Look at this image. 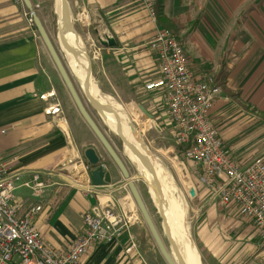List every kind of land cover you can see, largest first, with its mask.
Segmentation results:
<instances>
[{
    "label": "crops",
    "instance_id": "crops-1",
    "mask_svg": "<svg viewBox=\"0 0 264 264\" xmlns=\"http://www.w3.org/2000/svg\"><path fill=\"white\" fill-rule=\"evenodd\" d=\"M157 1L155 14L159 16L154 19L173 23L169 35L178 44L188 72L211 77L222 73L207 122L220 149L237 167L244 166L264 152V145L243 156L238 144H231L230 135L221 129L229 120H239L241 126L250 124L251 138L262 136L264 0ZM63 3L77 35L94 47L93 54L88 52L102 71L104 94L127 106L137 105L151 121L163 120L159 93L143 91L157 79L155 63L145 46L155 32H164L161 27L145 19L135 0ZM21 14L12 0H0V162L12 161L8 168L20 178L19 184L28 175H40L68 162L77 167L76 159L82 164L80 155L85 150L96 154L95 143L78 119L68 125L61 117L43 114L44 99L52 95L53 79L48 74L52 68L39 42L23 27ZM97 37L109 40L112 46H95ZM109 168L104 169L109 184L103 188L91 189L83 182L58 185L53 175L37 199L21 189L12 193L19 213L38 208L31 227L44 249L63 252L80 235V217L89 211L109 207L115 215L118 209L131 212L124 183ZM198 196L199 201L204 195L200 192ZM198 206V215L190 224L198 264H264V240L246 220L237 217L231 207L218 209L207 200L195 204ZM127 233L133 241L137 239L133 251H127L126 236L121 234L111 244L90 247L78 264H141L138 252L143 261L148 255L152 264H162L141 225L128 228Z\"/></svg>",
    "mask_w": 264,
    "mask_h": 264
},
{
    "label": "built area",
    "instance_id": "built-area-1",
    "mask_svg": "<svg viewBox=\"0 0 264 264\" xmlns=\"http://www.w3.org/2000/svg\"><path fill=\"white\" fill-rule=\"evenodd\" d=\"M135 1L152 24V0ZM104 40L97 37L94 45L103 44ZM88 44L87 48L93 51L92 44ZM145 48L155 63L157 79L143 87V91L160 95L164 116L160 127L165 129L170 147L178 154L173 157L187 165L195 188L208 202L218 209L231 207L264 240V152L237 167L220 149L207 122V113L218 98L211 78L189 73L178 44L165 32H155ZM44 114L55 116V107ZM11 163L0 162V264H78L90 247L116 240L130 222L127 213L120 210L118 216L106 208L91 211L82 216L80 235L63 252L48 251L31 227L38 208L30 207L17 215L19 208L12 193L21 189L37 199L53 175H28L19 184L20 178L8 168ZM56 175L53 179L61 182Z\"/></svg>",
    "mask_w": 264,
    "mask_h": 264
},
{
    "label": "rangeland",
    "instance_id": "rangeland-1",
    "mask_svg": "<svg viewBox=\"0 0 264 264\" xmlns=\"http://www.w3.org/2000/svg\"><path fill=\"white\" fill-rule=\"evenodd\" d=\"M13 3L17 4L18 8L22 11V14L20 15V19L22 22L23 27L25 28L26 31H28L33 39H35V42H38L34 33L32 32L31 29V23H30V18H27V15L24 13L23 9L21 8L19 1L18 0H12ZM26 2L28 3L32 18H34L43 35L45 36L54 56L56 57V60L61 67L60 61H59V54L57 53V49L55 46V34H56V29H55V20H54V16L52 14L51 11V0H26ZM65 14L66 17L68 18L69 21V27H70V31L71 33L78 38V40L80 41L82 47H83V51L85 54V58L87 60V64H88V73H89V78L91 80V83L93 84L94 89L96 90V92L98 94H100L103 97L108 98L115 106H117L122 113L124 114V121H123V125L125 126V128H129L132 132V134H134L136 136V141L138 142L139 146L144 149L149 155L154 156L157 158V156L154 155L155 152H157L159 149L167 147L170 151V155L171 157L174 156L175 151L172 147H170L169 145V137L165 131V129L160 127V122L161 119L158 120H154L151 121V123H154L158 130H160V132L162 133L160 136L155 137L148 129L147 125L148 123H146V128L142 131V133L140 135L137 134V131L141 128L135 126V124L131 123L130 117H129V113L126 109L127 107H131L132 108V112L138 117L136 118V120L138 121L139 126L144 122L141 119V116L138 115L134 109V107H137V105H126L125 103H123L121 101V99H118L117 97H113L112 95L109 94H104L106 88L103 87L102 85V71L100 69V66H98V63L96 62V59L94 57H91L90 53L88 51H90L88 48L86 49L87 46H89V42H86L84 40V38H80V36L77 35L74 26L70 23V15H68L67 10L65 9ZM27 21L29 22V24H27ZM72 25V26H71ZM86 45V47H85ZM93 46V45H92ZM51 73L49 71V76L52 77V85H51V89H52V95L49 96V98H47L46 100L44 99V103H43V114L48 112V108L53 109V107H55L56 109V114H55V118H59L61 117L64 122H66V124L71 125V123L76 122L77 117L64 93V91L62 90L53 70L51 69ZM206 76H209L211 79V85L212 84V77L211 75H207V74H203ZM70 84V83H69ZM70 87L72 89V91L74 92L81 108L82 111L84 112V114L86 115V117L90 120V122L92 123V125L95 127V129L97 130V132L102 136V138L104 139V141L106 142V144L108 145V147L110 148V150L112 151L113 155L115 156V158L117 159V161L119 162V164L122 166L126 176L131 179V178H136L135 174L133 173V170L131 169V167L125 162L123 156H122V148L120 147L118 141L116 139L111 138L105 131L104 129L98 124L96 118L94 117V113L91 111V109L86 105V103L84 101H82L76 94V91L74 89V87L70 84ZM162 112L163 109L162 107L159 105L158 107ZM46 117H50L49 115H47ZM250 126V124H249ZM249 126H241L240 125V121L239 120H229L225 125H223L221 132H223L224 134H227L228 136L230 135V142L231 144H238L237 148L239 149V152L242 153L243 156H247L253 152H255L256 150L260 149L261 146L264 145V128L259 129L260 132H262V136L258 137L257 139H253L251 138V135H254V132L250 134V132L253 130L252 127ZM262 138V139H260ZM88 141L91 143V141L88 139ZM91 146H93V144H91ZM172 148V149H171ZM95 156L96 158L98 157V159L101 160L102 166L104 167V169L107 171V169L109 170L110 164H108L106 158L101 154V152L99 151V148L96 146L95 147ZM173 161L176 163V165L179 168V172H180V176L181 179L184 180L186 182L185 187L183 188V184H180L175 175L172 173L169 164L163 162V160H160L159 163L161 165V167L164 169L166 175L168 176L167 179V183L169 186V190L171 192V195L176 203V206L178 208V210L181 213V217H182V228L184 231V235L188 244V247L190 248V250L193 253V256L196 260V264H198L197 262V257L194 253V248L192 245V239H193V235H192V231H191V221L192 218L198 215L197 209L198 207H195V204H203L204 202H206L204 196L201 198V200H197L198 199V193H200L199 190H197L194 186V178L189 174L188 169H187V165L183 164L181 161H179L177 158H172ZM79 163V165H74L75 162H68V164H64L62 166H58L54 169H49V170H45L46 173H50L52 175H56L58 178L56 179H60L61 182H58L56 184L58 185H71V183L73 182V185L79 186L80 184L85 183V177H86V170L82 167V164L79 160V158L76 159ZM80 166H81V170H80ZM79 168V170H78ZM83 172V174H82ZM41 173V172H40ZM55 173V174H54ZM81 173V174H80ZM36 175H38L37 173H35ZM81 176H82V180H81ZM51 181H49L48 183L46 182L45 186H48V184ZM62 183V184H60ZM87 184V183H86ZM72 187V186H71ZM132 187L134 189V192L140 202V204L142 205V208L149 220L150 225L152 226V229L157 237V239L160 242V245L164 251V253L166 254V256H168L169 258V254H170V258L169 260L171 261V253L169 250L168 245L165 242V239L163 237V228L161 226V223L157 217L155 208L151 205V202L149 201V199L147 198L146 194H145V188L141 183H133ZM190 189L192 191V195L193 198L192 200H188L186 195H185V189ZM40 197V196H39ZM38 197V198H39ZM126 197V196H125ZM124 198V197H122ZM129 202V207L131 208V212H127V216H129L130 222L127 224V226L125 227L124 232H122L121 234L126 236V243H127V251H133L134 248V243L136 244L137 239H135L133 241V238L127 233L128 228L134 226V225H141L140 221L129 201L128 198H126ZM198 201V202H197ZM30 208V207H29ZM108 209V211L114 215V216H118V214H113L111 212V210L109 209V207H101L97 210H93V211H98L101 209ZM121 208V207H120ZM196 208V209H194ZM118 209V208H117ZM120 210V209H118ZM121 211V210H120ZM91 212V211H89ZM86 213L84 215L89 214ZM124 213V212H123ZM17 215H20V213H18ZM82 215V216H84ZM80 217V227H81V218ZM81 229V228H80ZM81 233V232H80ZM120 234V235H121ZM119 235V237H120ZM128 237V238H127ZM117 240V239H116ZM116 240H113L112 242H110L109 244L115 242ZM149 241V240H148ZM133 243V244H132ZM150 243V242H149ZM151 245V244H150ZM97 246V245H95ZM93 247V246H92ZM170 247H172V249L175 250V252H177L178 250V242L174 239L172 241V244L170 245ZM145 253V252H144ZM138 258L140 259L141 264H152V258L150 259V257L147 255L144 257V261L141 258V254L138 252ZM137 255V254H136ZM144 256V255H143ZM82 258V257H81ZM80 258V259H81ZM79 259V260H80ZM173 264H176V261L174 258H172L171 261Z\"/></svg>",
    "mask_w": 264,
    "mask_h": 264
},
{
    "label": "bare ground",
    "instance_id": "bare-ground-1",
    "mask_svg": "<svg viewBox=\"0 0 264 264\" xmlns=\"http://www.w3.org/2000/svg\"><path fill=\"white\" fill-rule=\"evenodd\" d=\"M51 11L54 16L56 29L55 46L59 54V61L68 82L74 87L77 96L86 103L88 100L95 108L102 109L94 113L98 124L113 139L126 145L127 150H122L125 162L131 167L133 173L140 180L145 188V194L151 205L155 208L157 217L164 231L165 240L172 244L175 239L178 242V251L175 252V260L179 264H196L192 251L188 247L182 228V217L176 203L171 195L167 183L168 176L161 167L159 161L169 164L172 173L177 181L185 187L186 182L181 179L179 168L171 157L167 147L159 149L154 153L156 157L149 155L136 141V136L129 128L123 125L124 114L108 98L96 92L91 83L88 73V64L85 58L83 47L72 33L66 31L60 34L61 22L59 20L58 0H51ZM57 36V37H56ZM87 73V76L85 75ZM83 85L85 95L82 94ZM51 108H48L50 111ZM129 113L131 123L141 128L137 131L140 135L146 128L143 122L140 126L131 107L126 109ZM49 115H53L50 113ZM148 127V125H147ZM144 162V167L138 164L137 160ZM185 183V184H184ZM185 189V191H187ZM179 260V261H178Z\"/></svg>",
    "mask_w": 264,
    "mask_h": 264
},
{
    "label": "water",
    "instance_id": "water-1",
    "mask_svg": "<svg viewBox=\"0 0 264 264\" xmlns=\"http://www.w3.org/2000/svg\"><path fill=\"white\" fill-rule=\"evenodd\" d=\"M18 1H19L21 8L24 11V13L29 16L32 32L34 33L37 41L39 42L42 50L44 51V54H45L47 60L49 61V64H50V66H51L62 90L64 91V93H65V95H66L77 119L79 120L81 125L84 127V129L87 131V133L92 138V140L95 142V144L97 145V147L99 148L101 153L109 161V163L111 164L113 169L116 171L119 179L122 181V183H124V188H125L127 197H128V199H129V201H130V203H131V205H132V207H133V209H134V211H135V213H136V215L140 221V224H141V226H142V228H143V230H144L155 254L157 255L158 259L160 260V262L162 264H173L169 260L168 256H166V254L164 253V251L160 245V242L157 239V237H156V235L152 229V226L150 225L149 220H148V218H147V216H146V214L142 208V205L140 204V202H139V200H138V198L134 192V189L132 187L133 183H140V180L138 179V177L129 179L126 176L125 172L123 171L119 162L114 157L112 151L110 150V148L108 147V145L106 144V142L104 141L102 136L97 132L95 127L92 125L90 120L86 117V115L82 111V108H81L74 92L72 91L70 84H69L63 70L60 68V66L56 60V57L54 56L45 36L43 35V33H42L38 23H37V21L34 18H32L28 3L26 2V0H18ZM58 11H59V20L61 22L60 34H63L66 31H69L71 33L70 27H69V21H68V18L66 17V14H65V7H64L63 0H58ZM97 46L101 47V48L102 47L110 48L112 46V44L110 43L109 40H104L103 44H97ZM85 75L87 76V73ZM84 86L85 85H83V91H82L83 95H85ZM86 105L91 109V111L93 113H96L97 111H102V109L95 108L88 100H86ZM134 109H135L136 113L141 116V119L144 122L148 123L149 131L155 137L160 136V132H159L158 128L156 127V125L154 123H151L150 117H148L146 114H144L138 107H135ZM118 143L122 149L127 150L126 145H124L120 141H118ZM80 159L82 161V165L84 166V168L88 170L86 177H85V180H86V183H87L89 188H91V189L103 188L109 184V180H108L107 175L100 172V170L97 166L96 157L94 156L92 151L85 150L84 152L81 153ZM137 162L139 165L144 167V162L142 160L139 159V160H137ZM185 195L189 201L192 200L193 195H192V191L190 189L185 191ZM163 236L165 238L164 232H163ZM167 245L169 247L171 255L175 259L174 249H172V247H170V243L167 242ZM175 261H176V264H179V262H177V260H175Z\"/></svg>",
    "mask_w": 264,
    "mask_h": 264
},
{
    "label": "trees",
    "instance_id": "trees-1",
    "mask_svg": "<svg viewBox=\"0 0 264 264\" xmlns=\"http://www.w3.org/2000/svg\"><path fill=\"white\" fill-rule=\"evenodd\" d=\"M157 10H158V1L157 0H154V1H152V17H153V20H154V24L156 26H158L159 28L161 27L160 30L166 32L169 35L170 34L169 33V29L170 28L169 27L170 26H173V23L170 22V21L169 22H164L162 20L161 21H158V22L155 21L154 18L159 16L158 14H155V12H157ZM222 80H223L222 73L217 72V74L214 77H212L213 87L214 88H220L219 85L222 84ZM175 155H176V152H175ZM177 155H176V157H177Z\"/></svg>",
    "mask_w": 264,
    "mask_h": 264
},
{
    "label": "flooded vegetation",
    "instance_id": "flooded-vegetation-1",
    "mask_svg": "<svg viewBox=\"0 0 264 264\" xmlns=\"http://www.w3.org/2000/svg\"><path fill=\"white\" fill-rule=\"evenodd\" d=\"M150 120H151V118H150ZM157 127V126H156ZM159 132H160V130H159ZM162 133L160 132V135H161ZM92 139V138H91ZM94 142V141H93ZM95 143V142H94ZM96 145V144H95ZM97 146V145H96ZM91 151V150H90ZM100 151V150H99ZM93 152V151H92ZM101 152V151H100ZM94 154V153H93ZM102 154V153H101ZM103 155V154H102ZM94 156H95V154H94ZM104 156V155H103ZM96 157V156H95ZM105 157V156H104ZM115 157V156H114ZM106 158V157H105ZM96 160H97V166H98V168H99V170H100V172L101 173H103V174H106L105 172H104V167L102 166V163H101V160L100 159H98V158H96ZM107 160V159H106ZM117 160V159H116ZM107 162H108V164H110L109 163V161L107 160ZM112 169H113V167L111 166V164L109 165ZM121 166V165H120ZM84 167V166H83ZM122 167V166H121ZM85 169V168H84ZM123 169V168H122ZM86 170V172H88V170L87 169H85ZM114 170V169H113ZM115 171V170H114ZM124 171V170H123ZM116 172V171H115ZM117 174V173H116ZM107 175V177H108V174H106ZM108 180H109V177H108Z\"/></svg>",
    "mask_w": 264,
    "mask_h": 264
}]
</instances>
